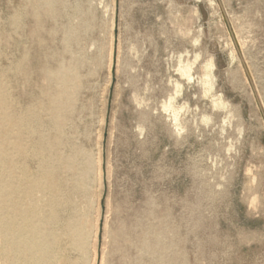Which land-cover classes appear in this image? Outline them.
Returning a JSON list of instances; mask_svg holds the SVG:
<instances>
[{"label":"rangeland","instance_id":"obj_1","mask_svg":"<svg viewBox=\"0 0 264 264\" xmlns=\"http://www.w3.org/2000/svg\"><path fill=\"white\" fill-rule=\"evenodd\" d=\"M35 1L0 0V71L28 54L27 77L6 76L16 108L38 99L40 59L61 47V30L46 33L52 19H42L48 48L30 36ZM59 1L56 22L78 30L72 51L86 57L66 130L101 157L100 180L94 171L76 197L97 229L95 264H122L110 254L113 232L139 217L165 218L178 264H264V0ZM179 54L198 56L189 83L176 72ZM209 62L211 88L202 82ZM174 80L187 109L180 132L162 110Z\"/></svg>","mask_w":264,"mask_h":264},{"label":"bare ground","instance_id":"obj_2","mask_svg":"<svg viewBox=\"0 0 264 264\" xmlns=\"http://www.w3.org/2000/svg\"><path fill=\"white\" fill-rule=\"evenodd\" d=\"M59 2L36 0L29 14L33 21L30 36L40 49L48 48L43 38V17L54 21L45 32L54 36L61 30L57 34L62 36L61 47L58 49L53 45V52H45L40 59L42 84L38 99L16 108L17 103L7 90L8 73L27 77L24 68L28 57L26 48L20 59L0 71V264H88L90 248L91 264L96 262L97 229L91 228L87 210L79 207L76 197L86 195L94 171L100 180L101 157L98 152L93 159L66 130V126L72 124L78 70L85 65L86 57L78 50L72 51V46L78 45V30L69 21L61 25L56 22L60 15ZM19 18V14L12 17L15 29L20 23ZM67 55L71 57L69 60H66ZM179 55L176 72L189 83L194 78L192 70L198 56L194 55L190 62ZM206 67L202 82L211 88L214 64L209 62ZM181 84L174 80L173 92L167 93L168 98L162 103V110L168 114L171 126L177 132L184 129L180 112L187 110L185 103L179 105L177 102ZM213 102L217 107L225 105L220 96ZM164 219L155 224L143 223L140 217L131 224L121 222L113 232L110 254L119 256L122 264H178L182 254L167 236ZM198 222L200 226L201 221ZM130 250L135 254L129 255Z\"/></svg>","mask_w":264,"mask_h":264}]
</instances>
